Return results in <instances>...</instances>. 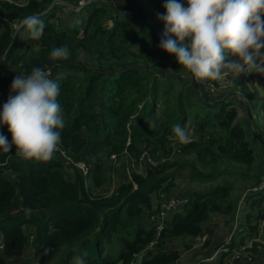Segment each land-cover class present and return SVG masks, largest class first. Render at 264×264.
Segmentation results:
<instances>
[{
    "label": "trees",
    "instance_id": "obj_1",
    "mask_svg": "<svg viewBox=\"0 0 264 264\" xmlns=\"http://www.w3.org/2000/svg\"><path fill=\"white\" fill-rule=\"evenodd\" d=\"M52 1L0 0V105L8 99L17 74L27 75L35 67L51 68L65 119L58 147L74 163L83 162L89 169L84 175L74 163L61 158L35 163L18 158L15 145L10 152L0 148V173L14 176H0V264H18L33 231L34 257L40 264H49L60 252L64 264H73L77 255H83L85 264H136L140 255L139 264H172L181 257L169 245L175 238L210 237L213 214L234 221L243 192L229 180L231 174L251 179L246 192H251V206L260 210L249 211L248 223L254 214L264 219V152L259 155L255 143L264 145V135L252 123L249 127L248 115L244 122L248 129L242 122L235 123L237 109L228 108L231 101L226 93L214 98H222L215 106L204 103L190 72L185 78L175 55L159 47L160 40L138 15L120 11L109 0L90 4L64 22L58 15L62 6L47 10ZM125 1L119 3L128 10ZM129 1L142 7L140 14L162 36L164 27L153 20L156 1ZM34 14L45 24L39 40L19 26L23 18ZM78 16L81 23L73 19ZM22 33L29 37L24 39ZM61 46L69 48V58L52 60L51 51ZM158 58L177 66L176 72L182 73L177 80ZM248 95L243 100L254 114L252 94ZM152 123L157 127L152 129ZM189 123L196 136L192 142L169 139L174 125L187 127ZM0 134L11 143L12 134L2 125ZM124 153L131 160L130 181L111 192L102 189L104 159ZM144 153L153 160L145 174L138 170ZM181 156L191 160L187 175L191 182L212 186L195 185L185 191L180 207L170 219H163L166 205L176 199L179 171L172 168L183 166ZM260 185L263 188L254 189ZM16 209L32 211L14 215ZM255 231L257 224L247 233L238 230L241 241L236 242L234 236L220 248L240 250L250 240L252 246L247 248L258 251L262 242L255 240ZM184 247L189 251L193 245L187 242Z\"/></svg>",
    "mask_w": 264,
    "mask_h": 264
},
{
    "label": "clouds",
    "instance_id": "obj_2",
    "mask_svg": "<svg viewBox=\"0 0 264 264\" xmlns=\"http://www.w3.org/2000/svg\"><path fill=\"white\" fill-rule=\"evenodd\" d=\"M166 0L165 13L159 14L164 30L159 47L175 55L181 67L198 81H220L253 72L264 75V0ZM34 40H39L45 24L39 15L26 16L19 22ZM176 39H172V37ZM67 46L53 48L52 60H67ZM50 72L35 67L17 74L10 95L0 111V124L8 125L11 143L0 134V148L25 161L48 162L57 151L65 119L57 102L59 84ZM14 93V95H13ZM170 140L192 142L186 127L176 124ZM31 209H25L26 214ZM73 264H85L83 255Z\"/></svg>",
    "mask_w": 264,
    "mask_h": 264
},
{
    "label": "rangeland",
    "instance_id": "obj_3",
    "mask_svg": "<svg viewBox=\"0 0 264 264\" xmlns=\"http://www.w3.org/2000/svg\"><path fill=\"white\" fill-rule=\"evenodd\" d=\"M22 1V0H20ZM70 1H75V0H70ZM145 0L140 1L141 4L142 2ZM157 5L159 6V0H156ZM125 6L127 7L128 10L126 11H130L133 10V12L135 13H143V9L140 5H134L132 3H130V1H125ZM77 9H74L73 7L68 8V9H63L62 12L58 13L59 17L64 21V22H69L71 19V16L74 13H78L79 12H75ZM76 15V14H74ZM76 15V16H77ZM81 17V16H80ZM80 17L78 16L77 18H73L74 21H78L77 23H81ZM79 19V20H78ZM157 23H159V19L157 17ZM110 24V23H109ZM0 30H1V26H0ZM21 36L24 37V39H27L29 37V35L27 33H22ZM35 49H37V47L35 46ZM159 61H162L161 64H164V66L166 67V71L167 73H170L174 76H172V79L177 80V76L179 74H182L185 76V78L189 77L188 73L186 70L182 69L180 73L176 72V65L170 63V61H167L164 58H158ZM176 74V75H175ZM162 78H167L163 75H161ZM233 77L231 75H229L228 77H226L225 79H222L219 81L217 87L218 91H222L221 94L223 95L225 93V91L227 90H232L231 92H240V98L241 99H249V95L248 94H252L249 89L243 84V83H237L234 84L232 86L231 84V79ZM212 82V81H211ZM201 83V81L199 82ZM204 83V82H203ZM201 86V85H200ZM206 86V84H205ZM232 86V87H231ZM241 86V87H239ZM201 92L204 96L207 97V99L213 101L214 97H216V95L218 94L217 92H211L210 95L209 93L205 90L206 88H201ZM229 91L227 93H229ZM10 94V93H8ZM7 94V95H8ZM220 94V95H221ZM238 94V93H237ZM14 95V93H13ZM239 95V94H238ZM230 98L231 104L228 106V108L231 107H235L237 109V117L234 120V122L236 123L238 122H242V124H244L245 126L247 125L246 123V118H247V113L246 110L244 109V106H242L240 104V102L234 98V97H228ZM250 100L252 101L253 104H255L254 107H252V109L254 110V114H253V120H252V128H256L258 130L259 133H261V135H264V101H260L259 98L256 95H251ZM5 101V100H4ZM3 101V102H4ZM159 112H161V110L159 109ZM151 128L154 129L157 127V123H152L151 124ZM250 123H249V127H250ZM188 129V131L190 132V134H193V126L191 125V123H189L186 127ZM246 129H248V127L246 126ZM196 137L195 134L192 135V137ZM256 146L259 148L260 151H258L259 155H263V153L261 152V150L264 152V145H262L260 142H255ZM107 150H109V148H107ZM56 158H61L63 161L68 162L69 159L66 157H59L58 155L56 156ZM175 158L174 156L170 157V161H173ZM130 158L128 156L127 153H124L122 156H117V157H113V156H107L104 159V169H103V175L105 177V182L104 185L102 186V189H108L110 192L112 190H114L116 187H118L119 185L126 183L128 181H130L131 179V175H130ZM180 161L183 163L182 165H177L174 166L172 168L173 171L178 170L179 171V176L176 178V188L174 189V198L178 199L177 201H180V203H182L183 199L182 197L185 196V191H187L188 189H192L195 185H198L199 188L204 189V188H208L210 186H212V183H208V184H196L195 182H191L190 179L187 178L188 172L190 171V167H189V163L190 161H187V157L181 156L180 157ZM142 164L141 166L138 167V170L145 174L146 173V168L147 166H149L150 163L153 162V160L149 157L146 156L141 160ZM259 162H257L258 164ZM182 166V167H179ZM238 170H244V168L242 167L241 169L239 168ZM250 174H253V171H250ZM237 174V177H234L235 175H227V177L229 178V180L234 184L235 188H239L240 190L242 189L243 194L241 195L240 198V202H239V207H238V212H237V220L236 222L230 223V220L227 219V217L221 216V215H213V218L211 220V222L209 223V225H211L210 227L213 228L215 235L212 236L213 239H218L217 244L218 247H220L221 243H226V240H228L227 242H231V239L234 236L236 237V242L241 241L240 240V233L238 234L237 231L238 229H245V233L250 232L251 231V225H258V233L255 231L253 233V236L255 238V240H259L262 242V245H264V219H257L255 218V214L253 216H251V219L248 223V217H249V211H254V213H257L260 208H254L252 207L251 203L252 200L249 199V194L251 193L250 191L246 192L248 186H250L252 183H250L251 179H249L246 175H239ZM0 176H5L8 177L10 179H13V175L10 174V172H2L0 173ZM264 179V177H263ZM244 189V190H243ZM99 190V189H98ZM240 192V191H239ZM263 207L264 209V202L261 206V208ZM171 214L169 215V218L171 217ZM242 231V230H240ZM240 235V236H239ZM211 237H208L206 240H208ZM225 239V240H224ZM206 240H204V237H197L194 239H190V238H175L172 242L169 243V245L172 248L178 249L181 253H183V258L182 261L185 260V255H190L192 254V256H194L195 258L193 259H199L202 255L201 251H206L208 253L209 251V247L207 248L206 246H196L195 249V245H197L200 242V245L205 244ZM187 242H191L193 247L191 250L187 251L184 247V244ZM202 242V243H201ZM220 244V245H219ZM260 245L258 248V251H254V250H250L247 247H251L252 246V242L250 240H246L245 244L242 246V248L238 251H229L228 254L224 255L222 257V261L220 262L221 264H264V246ZM223 250V247L218 249V251ZM260 251V252H259ZM217 252V251H216ZM215 252V253H216ZM261 253V254H258ZM221 253L219 252L218 256ZM221 256V255H220ZM143 255H140L138 257V260L136 262V264H139L140 261L142 260ZM210 257V256H207ZM206 257V258H207ZM226 257V259H225ZM206 258L201 261L198 260L197 263H207L206 262ZM65 257L62 256L61 252L53 259L51 260V262H49V264H64ZM201 261V262H200ZM217 261V260H216ZM216 261H214L213 263L210 264H219ZM73 262V261H72Z\"/></svg>",
    "mask_w": 264,
    "mask_h": 264
},
{
    "label": "crops",
    "instance_id": "obj_4",
    "mask_svg": "<svg viewBox=\"0 0 264 264\" xmlns=\"http://www.w3.org/2000/svg\"><path fill=\"white\" fill-rule=\"evenodd\" d=\"M126 1H129V0H126ZM142 1V0H141ZM156 1V0H155ZM166 2V0H159V6H158V8H157V10H156V12H154V15H153V20L155 21V20H157V17H158V15L159 14H163V13H165V11H166V9L163 7V5H164V3ZM178 2H180V3H182V4H184V6L185 7H187L188 5H187V0H178ZM132 4H134V3H132ZM134 5H138V4H134ZM153 9V8H152ZM63 11V10H62ZM61 11V12H62ZM156 22V24L157 25H159V28H163L164 27V23H163V21H161V20H159L158 22L159 23H157V21H155ZM111 24L112 23H110L109 24V26H111ZM261 51L262 52H264V49H261ZM233 77V76H232ZM200 82V81H199ZM204 82V83H203ZM208 82H210V81H207V80H205V81H201V83H199L201 86V88L203 89V88H206L205 90H207L208 88H207V84H208ZM218 83H219V81H218ZM237 83H243L248 89H249V91L253 94V95H256L258 98H259V100L260 101H264V78H263V75L262 74H259V73H255V72H253V73H251V74H241V75H239V76H236V77H233L232 79H231V84H232V86L234 85V84H237ZM205 84H206V86H205ZM220 84V83H219ZM231 86V87H232ZM239 87H241V86H239ZM208 92H209V95H210V93L211 92H217L218 90L217 89H215V91H210V90H207ZM229 90H227V91H225V93H227ZM232 90H230L229 92H231ZM221 92L222 91H218V94L216 95V97H214V98H217V97H219L220 96V94H221ZM239 95L238 96H240V92H237ZM241 97V96H240ZM130 158V157H129ZM211 188V186L210 187H208V188H204V189H210ZM38 213H39V215H42L43 214V211H37ZM20 213H25V210L24 209H16L15 211H13V214L14 215H17V214H20ZM171 214V212L170 213H168V215L166 216V218L167 219H170L169 218V215ZM213 215H221V214H213ZM221 216H224V217H227V219L229 220V217L228 216H225V215H221ZM236 220H237V214H236V217H235V219H234V221H231V222H229V224L230 223H235L236 222ZM211 226V225H210ZM212 228V227H211ZM213 229V228H212ZM238 230H242V231H244L245 229L243 228V229H238ZM213 235H215V232H214V230H213V233L211 234V238H209L208 239V241H210L207 245H205V244H202V245H200V242L197 244V245H195L194 247H195V249H196V246H206L207 248L209 247V251H208V253L206 252V251H204V253H203V251H201V253H202V255L203 256H201L199 259H193V258H195L194 256H192V254H188V255H185V260H183L182 261V258H183V253H181V257L176 261V262H174V263H172V264H199V263H197V261L198 260H201V261H203L207 256H210V257H207L206 259H208L206 262H208V264H210V263H213L214 261H216L217 263H219V264H221L220 262L224 259H222V255H223V252H221V256L219 255H216V256H214V253L216 252V251H218V249H220V247H218L217 248V246L218 245H215V244H217V242H218V239L216 238V239H213L212 238V236ZM214 237V236H213ZM191 239V238H190ZM34 240H35V231H33V233H32V236H31V240H30V242H29V244H28V246L25 248V251H24V254H23V256H22V260L18 263V264H23V263H27V262H32V261H34L35 260V257H34V254H35V246H34ZM225 240V239H224ZM227 241L228 240H226V243H227ZM202 243V242H201ZM223 243V242H222ZM221 243V244H222ZM220 245V244H219ZM0 246H3V235H2V233L0 232ZM225 259H226V257H225ZM200 261V262H201ZM207 264V263H206Z\"/></svg>",
    "mask_w": 264,
    "mask_h": 264
},
{
    "label": "built area",
    "instance_id": "obj_5",
    "mask_svg": "<svg viewBox=\"0 0 264 264\" xmlns=\"http://www.w3.org/2000/svg\"><path fill=\"white\" fill-rule=\"evenodd\" d=\"M109 0H75V1H70V0H53L52 3L50 4V6L48 7V11L52 8H54L55 6H62L63 9H68V8H71L73 7L74 9H77L75 12H79L81 11L84 7L90 5V4H93V3H101V2H107ZM56 8V7H55ZM46 10V11H47ZM46 71L50 72V79H52V70L51 68H47ZM263 78H264V75H263ZM207 90H210V91H215V89H217L216 85L213 83V82H208L207 84ZM10 93V92H9ZM10 94H8L7 96L9 97ZM7 100H5L4 102L1 103L0 105V111H2L3 109V105L4 103L6 102ZM2 126H4V128L8 129V125L6 124H0ZM59 156V157H66L69 159L68 162L70 163H74L70 157H68L66 155V153L61 150L60 147L57 148V151L54 153V156L56 158V156ZM113 157H117V155H112ZM148 156L147 153H144V155L142 156L141 160ZM142 162L140 163V166H141ZM74 165L78 166L80 171L86 175L87 172H88V166L86 164H84L83 162H77V163H74ZM259 188H263V185H260V186H257L255 187L254 189H259ZM250 191V190H249ZM248 192V191H247ZM178 199H173L169 204L166 205V212H163L161 213L162 214V218L166 219V216L168 215V213L174 211L175 208L177 207H180V201H177ZM154 218V216L152 217V219ZM208 238V236H204V240H206ZM250 247V246H249ZM3 249V246H0V250ZM230 251V249L228 247H223V250L221 251H217L216 253H214V256L218 255L219 252H228ZM233 251H238V250H233ZM209 259V258H208ZM206 259V261L208 260ZM23 264H40L39 261L37 259H35L34 261L32 262H27V263H23Z\"/></svg>",
    "mask_w": 264,
    "mask_h": 264
},
{
    "label": "water",
    "instance_id": "obj_6",
    "mask_svg": "<svg viewBox=\"0 0 264 264\" xmlns=\"http://www.w3.org/2000/svg\"><path fill=\"white\" fill-rule=\"evenodd\" d=\"M112 1H113V3L115 4V6H116L120 11L125 12V13H131V14H133V15H138V16H139V17H140V18L146 23V25H147L148 28L154 33V35H155L159 40H161V35H160V34L154 29V27L149 23L148 19H147L144 15L139 14V13H135V12L126 11V10L124 9V7H122V6L120 5L119 0H112ZM190 75H191V73H190ZM191 77H192V80H193V83H194V87H195V89H196V92H197L198 96L200 97V99H201L204 103L208 104L209 106H215V105H217V104L222 100V98L220 97V98H218V99H216V100H214V101H212V102L207 101V100L204 98V96L202 95V93H201V89H200L199 81L196 80L192 75H191ZM225 97H234V98L238 99V101L240 102V104L243 105L244 108L246 109V112H247V115H248L249 123H252V120H253V114L251 113V110L249 109L248 105L244 102V100L241 99V98L238 96V94H237L236 92H229V93H226Z\"/></svg>",
    "mask_w": 264,
    "mask_h": 264
}]
</instances>
